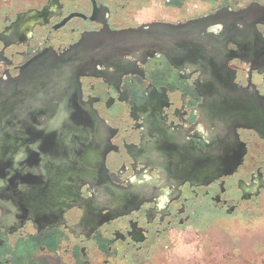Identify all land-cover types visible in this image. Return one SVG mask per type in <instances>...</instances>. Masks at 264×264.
Masks as SVG:
<instances>
[{
	"label": "flooded vegetation",
	"instance_id": "flooded-vegetation-1",
	"mask_svg": "<svg viewBox=\"0 0 264 264\" xmlns=\"http://www.w3.org/2000/svg\"><path fill=\"white\" fill-rule=\"evenodd\" d=\"M206 16L217 23L200 38L216 49L197 41L178 59L125 55L79 77L97 116L84 153L58 143L71 130L10 132L38 136L23 146V172L37 176L41 207L23 217L0 205V264H156L204 215L239 222L264 198V0H0V87L43 51L60 54L105 27ZM206 70L232 79L222 111L220 100L205 103ZM35 110L22 116L41 125L54 116ZM236 162L231 174L204 175Z\"/></svg>",
	"mask_w": 264,
	"mask_h": 264
},
{
	"label": "water",
	"instance_id": "water-1",
	"mask_svg": "<svg viewBox=\"0 0 264 264\" xmlns=\"http://www.w3.org/2000/svg\"><path fill=\"white\" fill-rule=\"evenodd\" d=\"M216 20V16H206L178 25L147 23L120 30L105 27L83 35L60 54L43 51L23 66L16 77L8 79L5 86L0 87V205L23 217H34L41 207L37 176L23 172L27 164L24 159L27 151L23 146L36 145L38 136L11 134L12 130H71L72 134L56 136L58 143L75 146L77 154L79 148L84 153V145L96 142L94 123L97 116L82 102L79 77L96 74L98 67L118 62L125 55L135 56L141 61L157 54L178 59L180 50L197 41L203 42L204 49H207V44L215 45L216 49L219 41L210 40L211 37L200 38V32L216 24ZM208 53L205 57H212V51ZM221 72L215 74L206 70L204 73L205 103L212 107L216 100H220V111L228 107L225 92L233 84L232 79L228 77L226 80ZM224 100L226 102L223 103ZM41 105L54 114L47 124L41 125L39 116H22L25 108L31 112ZM27 119L35 121V125L26 124ZM85 121H91L88 134L84 130ZM213 156L212 151L204 153L210 161ZM78 161L79 158L76 159ZM236 167L237 162L224 167L205 165L203 170L204 175L216 173L218 177L233 173ZM74 187V192L79 193L80 183H75Z\"/></svg>",
	"mask_w": 264,
	"mask_h": 264
},
{
	"label": "rangeland",
	"instance_id": "rangeland-1",
	"mask_svg": "<svg viewBox=\"0 0 264 264\" xmlns=\"http://www.w3.org/2000/svg\"><path fill=\"white\" fill-rule=\"evenodd\" d=\"M244 215L239 222L204 215L209 222L173 240L156 264H264V198Z\"/></svg>",
	"mask_w": 264,
	"mask_h": 264
}]
</instances>
